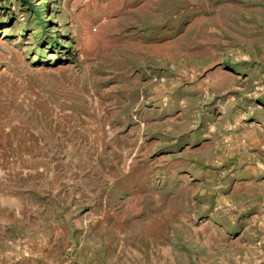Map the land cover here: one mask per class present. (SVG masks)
<instances>
[{"label":"rangeland","instance_id":"obj_1","mask_svg":"<svg viewBox=\"0 0 264 264\" xmlns=\"http://www.w3.org/2000/svg\"><path fill=\"white\" fill-rule=\"evenodd\" d=\"M180 1L0 0V264H264V0Z\"/></svg>","mask_w":264,"mask_h":264},{"label":"bare ground","instance_id":"obj_2","mask_svg":"<svg viewBox=\"0 0 264 264\" xmlns=\"http://www.w3.org/2000/svg\"><path fill=\"white\" fill-rule=\"evenodd\" d=\"M181 2V5H182V7L180 6V8H183L184 7V1L182 0V1H180ZM125 9H126V7H123V8H119V10H117L115 13H113V14H111V13H105L104 14V16L105 17H107V18H111V17H117V18H119V19H124V17L127 15V12L125 11ZM146 12H147V17H146V19H148V20H151L152 18H154L153 17V10H152V8H149V7H146ZM184 12V11H183ZM185 13V12H184ZM183 13V14H184ZM153 14V15H152ZM145 18V17H144ZM92 37V36H91ZM103 41V40H102ZM113 42H114V40H113V35L112 34H110V33H108L107 34V36H106V41H105V50L108 52L109 51V53H110V50L113 48ZM101 44V43H100ZM102 45V44H101ZM113 50V49H112ZM112 54V53H111ZM110 55V54H109ZM150 55V54H149ZM149 55L147 54V55H144V57L147 59V58H149ZM114 60V59H113ZM145 60V59H144ZM114 62V61H113ZM104 64V63H103ZM103 64H101V65H103ZM109 64V63H108ZM119 64V63H118ZM107 65V64H106ZM115 68V67H114ZM99 69V68H98ZM101 71V70H100ZM111 73V71H105L103 74L104 75H106V74H110ZM98 81H100V80H98ZM145 88H146V86H145ZM144 91V90H143ZM144 95V94H143ZM147 96V95H146ZM145 98V100H146V97H144ZM146 102V101H145ZM129 106V105H128ZM128 108V107H127ZM124 110V109H123ZM125 110H127L126 108H125ZM128 115H130V114H128ZM107 137H108V141H109V143H111V142H113L115 139H116V137L112 134V132H109L108 134H107ZM118 139V138H117ZM116 139V140H117ZM133 141H135V139H133L132 140V142ZM137 155H139V153L137 154ZM137 155H136V157H137ZM136 157H134V159H136ZM134 162H135V160H134ZM134 162H131L130 164L131 165H133V164H135ZM119 167V166H118ZM123 167V166H122Z\"/></svg>","mask_w":264,"mask_h":264},{"label":"trees","instance_id":"obj_3","mask_svg":"<svg viewBox=\"0 0 264 264\" xmlns=\"http://www.w3.org/2000/svg\"><path fill=\"white\" fill-rule=\"evenodd\" d=\"M40 14V11H37Z\"/></svg>","mask_w":264,"mask_h":264}]
</instances>
